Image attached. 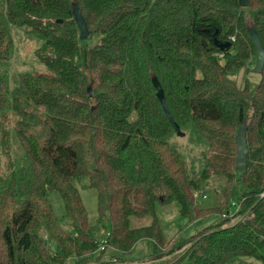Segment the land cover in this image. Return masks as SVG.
Wrapping results in <instances>:
<instances>
[{
	"label": "trees",
	"instance_id": "1",
	"mask_svg": "<svg viewBox=\"0 0 264 264\" xmlns=\"http://www.w3.org/2000/svg\"><path fill=\"white\" fill-rule=\"evenodd\" d=\"M247 3L0 0V115L8 108L14 114L19 150L5 170L0 135V264H264V66L257 83L246 79L240 87L230 78L254 67L250 31L264 50V0ZM11 27L40 41L33 54L44 66L19 72L13 88ZM213 36L230 46L219 50ZM153 77L180 132L189 126L209 148L196 177L170 144L175 130ZM245 117L246 169L236 171L235 136ZM82 182L96 192L101 240L87 222ZM205 186L220 204L193 198ZM234 190L242 219L231 223L224 215ZM51 192L67 227L53 214ZM169 202L185 225L166 240L155 207ZM210 216L217 217L212 224L185 235ZM133 217L151 222L131 228ZM48 241L58 244L57 253ZM142 241L152 244L147 259L132 256Z\"/></svg>",
	"mask_w": 264,
	"mask_h": 264
},
{
	"label": "rangeland",
	"instance_id": "2",
	"mask_svg": "<svg viewBox=\"0 0 264 264\" xmlns=\"http://www.w3.org/2000/svg\"><path fill=\"white\" fill-rule=\"evenodd\" d=\"M11 36L13 41V55L7 66V75L8 85L10 88H13L17 82L19 72L29 70L43 71L44 66L37 63L34 58L33 52L40 45V41L33 34L27 33L15 27H11ZM90 41L93 43L96 41V38L91 37ZM252 68L253 65H249L248 67L238 71L230 78L234 80L240 87L244 84L246 79L253 84L257 83L259 80V74L252 72ZM14 121L15 116L9 108L4 110L0 115V135L2 138V150L4 151L2 163L5 170L10 168L13 160H17L19 158L17 144H15L11 134ZM191 131L192 129L188 126L183 132H180L179 134L175 132L169 141L170 144L180 152L187 165L189 167L192 166L194 170H196L191 172V175L196 177L198 175L200 157L203 159L202 156L209 153V148L203 141L198 139V137L193 134V131V133ZM206 187L207 186L204 187L205 190L201 189V192L206 195V198L201 200L199 199V202L204 206H212L217 203L220 204L221 198L217 196L215 192L210 189V187ZM77 189L86 210L87 222L91 226L96 239L101 240L103 238V228L97 222L96 192L94 189L89 188L88 185H85L84 182L77 184ZM48 199L50 200L53 214L59 225L67 227L68 221L64 216L63 205L58 195L54 192H51L48 194ZM230 201L231 203L239 202L237 190L232 191L230 195ZM155 215L166 240L173 238L179 232L180 227L185 225V221L179 217L178 205L176 202L157 204L155 207ZM216 218L217 217L210 216L203 220H198L190 226L188 225L189 227L187 231L184 232L185 235L189 236L192 233H195V231L209 226L216 220ZM150 222L151 219L149 217H133L130 219V227H143L149 225ZM106 225L108 226L107 223ZM48 243L50 251L52 253H57L59 250L58 244H56L54 241H48ZM151 247L152 244L150 241H142L136 247L132 256L136 258L147 259V257L150 255ZM67 264H75L74 259H69Z\"/></svg>",
	"mask_w": 264,
	"mask_h": 264
},
{
	"label": "water",
	"instance_id": "3",
	"mask_svg": "<svg viewBox=\"0 0 264 264\" xmlns=\"http://www.w3.org/2000/svg\"><path fill=\"white\" fill-rule=\"evenodd\" d=\"M247 0H239V5L241 7L247 6ZM72 15L74 17V21L77 24L78 30H79V38L81 40L86 39L88 35V30L86 27V23L76 5L72 7ZM57 22H61V20H58ZM214 37V36H213ZM250 40L254 46L255 49V64L252 68V72L260 74L262 72L263 66H264V50L262 43L256 33L253 31H250L249 33ZM214 45L221 51L226 50L230 46V42L226 41L224 43L219 42L215 37L213 38ZM152 85L154 89L156 90V98L158 99L159 103L161 104V107L163 109V112L165 116L167 117L168 121L171 123L173 129L176 133H180V129L178 125L173 121L167 106L165 104V99L163 95V90L156 79V77L152 78ZM88 92H90V89H88ZM246 129H247V117H245L238 128V131L235 136V143H236V160H235V170L236 171H245L246 169V159H247V148H246Z\"/></svg>",
	"mask_w": 264,
	"mask_h": 264
},
{
	"label": "built area",
	"instance_id": "4",
	"mask_svg": "<svg viewBox=\"0 0 264 264\" xmlns=\"http://www.w3.org/2000/svg\"><path fill=\"white\" fill-rule=\"evenodd\" d=\"M193 198L195 200L197 199H205L206 196L203 195L201 192H198V191H194L193 192ZM259 199L261 201H264V191H262L260 194H259ZM243 199H241L242 201ZM231 209H229L228 213L224 216H227L228 218H230V221L231 223H235L237 221H240L242 218L240 217H237L236 213L239 211V207H240V201L237 202V203H231ZM105 241L102 240L101 243H100V247L102 248L103 245H104Z\"/></svg>",
	"mask_w": 264,
	"mask_h": 264
}]
</instances>
